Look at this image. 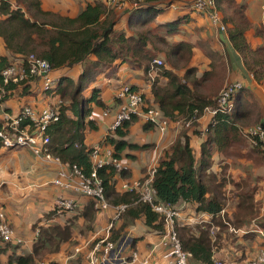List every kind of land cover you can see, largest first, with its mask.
<instances>
[{"label": "trees", "instance_id": "obj_1", "mask_svg": "<svg viewBox=\"0 0 264 264\" xmlns=\"http://www.w3.org/2000/svg\"><path fill=\"white\" fill-rule=\"evenodd\" d=\"M175 1L178 0H142V7L117 13L107 9L101 0H93L76 16L69 17L42 11L40 0H0V39L9 54L0 57V102L17 92L20 97L29 95L33 78L17 84H4L1 71L20 62L26 66V59L31 54L48 62L52 72L82 66L76 77L60 76L54 86L43 93L49 98L59 97L62 102L59 120L46 130L50 137L49 152L63 165L76 166L85 175H89L92 169L90 154L94 147L86 145V137L89 132L97 130L94 108H106L95 83L113 67L130 66L140 70L146 79L151 71H155L156 77L150 82L151 102L142 93L144 106L158 108L169 124L191 120V127L196 128L205 108L215 107L229 70H234V60L228 48L223 54L213 49L208 40L199 39L194 44L167 42L164 36L159 35V31L167 35L178 33L182 23L186 22V18L179 17L171 22L156 23L164 7ZM214 1L226 25L228 44L239 57L245 76L248 79L251 76L252 81L264 87V48L252 49L248 43L246 34L253 26L245 14V6L235 0ZM256 33L263 36L264 26L256 29ZM194 49H198L208 60L209 69L199 77L196 76V69L190 67ZM158 58L162 60L160 66L154 64ZM130 87L133 91H139L136 86ZM230 102L231 111L214 116L207 125V135L200 144L198 158L190 148L187 130H183L164 152L152 179L158 201L172 206L180 202L191 203L196 205L197 213L216 215L223 209L226 166L220 168L221 173L216 172L213 168L214 155L252 157L264 168V142L256 141L249 152L243 153L242 149L246 146L242 131L257 125L264 127L263 104L243 84L240 90L231 95ZM135 122L142 123L144 132L155 129L148 123L132 118L116 130L107 131L97 146L110 147L113 157L120 161L133 160V152L150 147L126 140ZM180 137L184 138L183 142ZM96 174L102 180L106 200L112 206L127 205L109 231L110 241L116 242L128 224L138 219L143 220L151 231L164 234L163 217L154 213L148 204L138 202L135 194L119 189V179L129 178V173L104 167L98 169ZM253 191L254 188L243 182L238 209L254 216L255 207L251 202ZM83 198L85 205L76 207L72 211L73 216L64 224L40 227L31 254L16 257L14 263L35 264L36 259L57 253L60 245L71 239L78 221L84 234H93L97 212L94 200ZM58 211L67 212L55 208L52 213ZM104 235L102 233L95 242ZM208 236L207 230H201L199 238L183 240L179 237L182 250L191 254L189 264H213Z\"/></svg>", "mask_w": 264, "mask_h": 264}, {"label": "crops", "instance_id": "obj_2", "mask_svg": "<svg viewBox=\"0 0 264 264\" xmlns=\"http://www.w3.org/2000/svg\"><path fill=\"white\" fill-rule=\"evenodd\" d=\"M92 1L40 0V3L41 10L44 12H54L63 16L74 17L87 3ZM192 1L178 0L164 7V11L157 17L156 23L171 22L179 17L186 18V22L182 23L178 33L167 35L163 32L164 35L162 36L165 37L167 42L185 41L194 44L199 39L208 40L213 49L225 54V48L227 46L220 39L221 33L211 25L207 15L194 11ZM235 2L245 6V14L253 26V29L249 30L246 34L250 47L252 49L257 47L264 48V35L260 36L256 33V29H262L264 26V0H235ZM224 36L226 39V34ZM0 47L3 48V51L0 50V57L9 56V54L4 53L5 48L1 39ZM158 59L161 60V58ZM233 63L234 70H229V74L222 88L228 83L239 82L248 87L264 107V87L252 81L250 79L251 76L248 79L236 63ZM190 67L196 69L197 77L209 69L208 60L198 49H194ZM81 69L82 66H76L72 70L64 69L62 70L61 76L68 75L74 78L81 72ZM123 71H125V75L129 76L130 84L120 81ZM51 77L54 80L60 78L54 72H51ZM155 77V71L150 72L148 80L140 70L122 65L109 69L106 75L101 76L97 80L95 86L101 91V100L106 105V108L114 111L117 106L115 95L123 85L138 87L139 91L145 95V99L151 102L150 82ZM160 83L162 84L163 81L160 80ZM30 84L29 95L20 97L18 92L13 93L6 101L2 102L0 110H3L8 115L17 114L25 105L40 110L38 109L39 107L43 106L42 108H44L45 106L51 105L59 98L46 97L37 79H34ZM103 110L94 108L97 130L87 134V146H97L107 133L109 125L113 120L112 115L104 117ZM211 118L209 114L204 112L197 120L198 126L196 128H183L177 123L169 124L166 133L161 134L159 132L160 137L155 141L149 140L150 132L155 129L144 132L142 130V123L138 125L139 122H135L130 128V133L126 140L132 144L149 145L150 147L144 151L133 152L134 159L131 161H121L126 166V170L124 171L129 173L130 177L120 178L118 186L122 180H142L145 176L147 178L149 172L156 169L164 152L169 149L183 130H187L190 148L195 158H198L200 144L205 140L207 135L204 131L211 122ZM98 131H101V134H98ZM180 139L182 142L184 141V138L180 137ZM245 140L246 146L242 148L243 153L249 152L254 148V144L246 137ZM149 150L153 151V155L150 158V166L134 169L132 163L139 157L142 159L141 153ZM213 160V168L216 172H220V168L226 166L223 176L226 179V186L223 188L225 192L222 197L223 209L216 215L197 213L195 210L196 205L180 202L174 205V208L179 212L175 230L178 239L181 237L183 240L199 238L200 231L207 230L212 251V263L220 261L223 264H243L256 259L260 251L264 249V237L259 233L262 232L264 234V168L262 164L256 163L252 157L246 158L245 156H238L226 158L216 154ZM62 167L68 172L66 165H59L54 161L47 162L41 160L38 157L32 156L29 152H27L26 156H22L19 152L15 153L12 164L4 167L3 171L6 174L0 178V213L4 215L6 221L14 230L15 236L22 240V244H4L0 241V264H15L14 259L16 257L30 255L32 245L38 237L35 235L36 230L39 231L40 227L47 228L57 224H64L73 216V210L67 211L66 213H62L61 211L52 213L59 196L73 200L76 203V207L82 208L85 205L86 200L82 195L74 191L73 193L75 195H64L60 192V190L64 189L52 185V181L56 179L57 173ZM243 182H247L250 188H254L251 201L255 207L254 216L249 213L245 214L238 209ZM47 186L53 187L54 190L52 193L46 188ZM4 188L6 189L4 190ZM24 204L25 207L22 209ZM20 220L22 221V225L18 227L17 221ZM110 221L111 219L107 220V218L101 217L97 211L95 231L93 234L89 233L88 235L84 234L85 232L80 221L76 222V226L72 230L71 239L66 243H62L57 253L47 254L41 260L48 263L74 264L75 262L70 261L76 259L80 253L85 252L87 254L95 240L99 239L101 234L104 233ZM261 225H263V228ZM34 228L37 229L34 230ZM212 230H214V235L211 234ZM124 236H127L128 241H131V246L133 243L132 250L137 252L140 259L148 258L149 264H168L167 260L163 258V254L165 253L164 249L158 245L161 240V235L148 229L144 225L143 220L138 219L128 224L116 242L124 238ZM71 241H76L77 246L82 243L81 247L69 246L68 243ZM75 249H80V252L75 253ZM63 250L66 251L67 257L61 258V254L64 252Z\"/></svg>", "mask_w": 264, "mask_h": 264}, {"label": "built area", "instance_id": "obj_3", "mask_svg": "<svg viewBox=\"0 0 264 264\" xmlns=\"http://www.w3.org/2000/svg\"><path fill=\"white\" fill-rule=\"evenodd\" d=\"M107 7L117 13H127L142 7V0H101ZM192 8L198 13L209 17L210 23L222 35L226 34V25L222 21V16L218 11L214 0H193ZM156 66L162 64V60L154 61ZM51 68L48 62L31 54L26 59V66L23 64H13L1 71V77L4 84H17L28 78L37 79L43 91L51 89L56 80L51 77ZM242 84L232 82L226 84L218 93L215 107H207L204 112L212 118L218 114H227L232 109L230 102L231 95L240 90ZM2 94V93H1ZM143 94L140 91H133L130 86L123 85L115 95L117 106L112 111L105 108L103 116L112 115L113 120L109 125L108 131H114L119 128L123 122L137 118L143 123H148L155 127L161 134H165L169 127V121L162 112L156 107L144 106ZM2 95H0V99ZM62 102L60 98L51 105L36 110L31 106H23L15 115H8L0 110V148H25L29 149L35 157L50 162L54 161L59 165L62 162L51 155L48 145L50 137L46 134L49 125L59 120V108ZM2 102H0L1 108ZM211 118V119H212ZM181 127L190 128L192 121H178ZM204 133H207V127ZM254 145L256 141L264 142V127L257 125L249 127L242 131ZM91 172L85 175L80 168L76 166L64 167L57 173L56 179L52 185L66 190H72L82 196L94 200V208L98 212L108 209L114 210V217L107 224L104 230V237L97 240L85 256L84 264H149L148 258L140 259L137 252L133 251L131 241L128 237L120 239L118 242L109 240V231L113 223L118 219L120 213L124 212L127 205L120 204L112 206L105 198L102 180L97 176L96 171L104 167H112L116 171L126 170V166L117 158L113 157L110 147L95 146L90 154ZM63 165V164H62ZM155 169L149 172L147 178L143 180H129L120 182L119 189L122 192L133 193L137 196L138 202L148 204L151 210L163 217L164 234L161 235L159 246L164 249L163 258L168 264H189L191 257L189 252L182 250L178 239L175 224L179 217V212L174 206L158 201L156 192L152 187V179ZM55 208L62 211H72L76 208L73 200L59 196L55 203ZM264 237L262 232H259ZM36 230L35 235L38 236ZM214 235V230L211 231ZM0 240L3 243L22 244V240L15 236L14 230L6 221L4 215L0 213ZM80 249H75L79 253ZM36 264H49L46 261H40ZM213 264H223L220 261ZM243 264H264V249L260 251L256 259L247 261Z\"/></svg>", "mask_w": 264, "mask_h": 264}, {"label": "rangeland", "instance_id": "obj_4", "mask_svg": "<svg viewBox=\"0 0 264 264\" xmlns=\"http://www.w3.org/2000/svg\"><path fill=\"white\" fill-rule=\"evenodd\" d=\"M158 34L159 35H164V33H163V31H159L158 32ZM1 49V51H3V48L2 47H0ZM4 53L5 54H8V52L6 51V50H4ZM196 53V52H195ZM55 73V75L56 76H61L62 75V70H59V71H56V72H54ZM126 73H125V71H123L122 72V74H121V79H120V81L122 82V83H127V84H130V80H129V76L128 75H125ZM43 107V106H42ZM42 107H39L38 109H41ZM139 124H141V123H138V125ZM136 125V124H135ZM134 125V126H135ZM98 134H101V131H98L97 132ZM97 134V135H98ZM158 137H160V133H159V131L157 130V129H155L154 131H152V132H150V135H149V140L150 141H155ZM20 153L22 156H26L27 155V152H29L32 156H34L33 154H32V152L29 150V149H25V148H20V147H17V148H12V149H5V148H3V147H1L0 148V178L1 177H3L6 173H4V171H3V169H4V167L5 166H8V165H10V164H12V160H13V155H15V153ZM26 154V155H25ZM142 154V159H140V157L136 160V161H134L133 163H132V167L134 168V169H137V168H139V167H148V166H150V158H151V156L153 155V151L152 150H149V151H145V152H142L141 153ZM35 157V156H34ZM47 189H49L50 191H51V193L53 192V187L52 186H47L46 187ZM6 188H4V190H5ZM60 192L62 193V194H64V195H69V194H71V195H75L74 193H73V191L72 190H66V189H64V190H60ZM24 207H25V204H24V206H23V208L22 209H24ZM20 211H21V209H20ZM98 214L101 216V217H103V218H107V220L108 219H112V217H113V214H114V211H113V209H108V210H106V211H101V212H98ZM109 217V218H108ZM17 224H18V227H21V225H22V221L20 220V221H17ZM160 239V238H159ZM158 239V240H159ZM263 240H264V238H263ZM1 241V240H0ZM74 243H76V241H71L70 243H68L69 244V246L71 245V246H77L76 244H74ZM82 244V243H81ZM81 244L80 245H78L77 247H81ZM72 247V248H73ZM65 250V249H64ZM63 250V251H64ZM67 250V249H66ZM85 256H86V254H85V252H83V253H80V254H78L77 255V258L76 259H72L70 262H79V263H81V264H83V263H85ZM63 257H67V253H66V251H64V252H62V254H61V258H63ZM40 261H43V260H41V259H38L37 260V262H40ZM36 262V263H37ZM35 263V264H36Z\"/></svg>", "mask_w": 264, "mask_h": 264}, {"label": "water", "instance_id": "obj_5", "mask_svg": "<svg viewBox=\"0 0 264 264\" xmlns=\"http://www.w3.org/2000/svg\"><path fill=\"white\" fill-rule=\"evenodd\" d=\"M220 39L226 44L228 50L230 51L234 62L236 63V65L244 72L243 66L241 64V61L239 59V57L236 55V53L234 52V50L231 48V46L228 44V41L225 39L224 35H220Z\"/></svg>", "mask_w": 264, "mask_h": 264}]
</instances>
